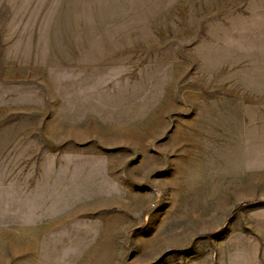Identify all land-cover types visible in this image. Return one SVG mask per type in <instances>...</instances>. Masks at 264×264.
I'll use <instances>...</instances> for the list:
<instances>
[{"label":"rangeland","instance_id":"rangeland-1","mask_svg":"<svg viewBox=\"0 0 264 264\" xmlns=\"http://www.w3.org/2000/svg\"><path fill=\"white\" fill-rule=\"evenodd\" d=\"M0 264H264V0H0Z\"/></svg>","mask_w":264,"mask_h":264}]
</instances>
